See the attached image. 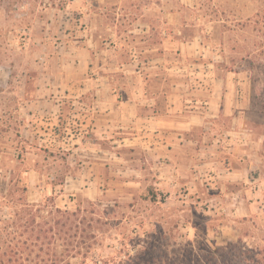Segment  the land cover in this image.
<instances>
[{"label": "crops", "instance_id": "obj_1", "mask_svg": "<svg viewBox=\"0 0 264 264\" xmlns=\"http://www.w3.org/2000/svg\"><path fill=\"white\" fill-rule=\"evenodd\" d=\"M122 1L85 0V13L59 18L53 65H37L34 88L27 74L21 81L14 111L19 148H0L5 193L19 166L28 203L47 196L71 209L77 196L101 201L118 174L146 168L155 189L195 193L209 211L263 213L264 128L253 116L264 113L255 97L234 73L221 76L213 60H196L199 46L171 32V14L157 30L155 0H143L147 9L134 15L112 9ZM159 50L162 58L141 66L140 55ZM172 50L177 61L166 59ZM3 73L6 87L10 72Z\"/></svg>", "mask_w": 264, "mask_h": 264}, {"label": "rangeland", "instance_id": "obj_2", "mask_svg": "<svg viewBox=\"0 0 264 264\" xmlns=\"http://www.w3.org/2000/svg\"><path fill=\"white\" fill-rule=\"evenodd\" d=\"M84 1L0 0V78H6L3 72H10L9 85L4 87L0 83V148H7L9 144L19 148V135L16 133L18 115L14 111L18 106L16 100L22 93L21 81L27 74L29 88L32 89L38 73L37 65H53L52 40L62 38L57 32L61 21L59 18L85 13L89 5ZM140 1V7H136V0H123L118 5H112V9L117 6L120 9L118 13L124 15L143 14L147 8L142 6L143 0ZM260 7L261 3L256 0H155V5L150 6V14L154 17L157 30L162 28L163 15L171 14V32L179 30L183 41L194 40L199 46L201 55L196 60H213L214 64H218L221 76L227 71L234 73L244 93L255 97L254 105L258 112L264 113V59L260 61L250 57L242 60L255 50L257 42L263 41L256 36L248 22ZM158 32L153 36V43L160 41ZM159 52L161 50L140 55L141 66L142 63L162 58ZM177 58L175 50L166 55L168 61H177ZM142 71L148 72L146 68H142ZM253 122L261 130L264 128L262 116L254 115ZM11 156L9 152L5 154L6 167L12 165L8 162ZM118 176L109 183L107 194L101 201H88L79 195L75 198L74 206L68 210L81 208L100 215L102 210H106L105 217L117 218L114 220L119 222L118 229L127 231L137 228L140 233L150 232L156 246L168 244L173 248L191 242L195 246L202 243L214 248L242 238L250 248L264 247V212L256 210L244 217L209 211L206 207L209 203L196 198L195 193H188L182 188L173 194L155 189L149 182L146 168H142V172L128 173L125 177L121 174ZM46 198H42L40 203L49 204L46 202L49 198ZM9 211L2 210L0 228L11 225ZM7 234H12L11 238H16L15 241L19 240V232L16 231L14 235L12 227L0 231V260L5 250V258L13 256V260H18L21 255L11 253L1 243L10 240ZM117 248L112 239H107L99 252L106 257Z\"/></svg>", "mask_w": 264, "mask_h": 264}, {"label": "trees", "instance_id": "obj_3", "mask_svg": "<svg viewBox=\"0 0 264 264\" xmlns=\"http://www.w3.org/2000/svg\"><path fill=\"white\" fill-rule=\"evenodd\" d=\"M256 1L261 7L248 22L263 41L257 42L255 50L242 60L264 59V0ZM21 172L19 166L12 167L6 193L4 184H0V225L4 209L10 210L11 223L0 231L12 227L14 235L19 232L18 241L7 234L10 240L1 243L11 253L21 256L18 260H13V256L7 259L5 250L0 264H264V247L250 248L242 238L214 248L202 243L195 246L191 242L173 248L168 244L156 246L150 232L118 229L119 222L114 220L117 218L105 217L106 210L101 215L81 208L70 211L56 207L53 198L46 201L49 204H30L25 200L27 183ZM107 239H112L118 248L105 257L99 250Z\"/></svg>", "mask_w": 264, "mask_h": 264}]
</instances>
